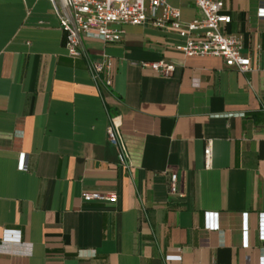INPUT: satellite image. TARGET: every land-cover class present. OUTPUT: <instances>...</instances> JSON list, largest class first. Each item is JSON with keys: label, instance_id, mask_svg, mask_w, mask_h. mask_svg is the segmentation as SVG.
I'll list each match as a JSON object with an SVG mask.
<instances>
[{"label": "crops", "instance_id": "0c3cea01", "mask_svg": "<svg viewBox=\"0 0 264 264\" xmlns=\"http://www.w3.org/2000/svg\"><path fill=\"white\" fill-rule=\"evenodd\" d=\"M219 1L247 72L183 57L175 33L122 26L118 43L81 42L92 62L111 59V87L96 90L47 0H0V264H264V0ZM165 2L181 23L199 18L192 0ZM158 61L169 76L140 67Z\"/></svg>", "mask_w": 264, "mask_h": 264}, {"label": "built area", "instance_id": "2783aa9c", "mask_svg": "<svg viewBox=\"0 0 264 264\" xmlns=\"http://www.w3.org/2000/svg\"><path fill=\"white\" fill-rule=\"evenodd\" d=\"M52 15L57 21L63 36V47L68 57L82 58L86 70L96 90H107L112 83L111 59L105 55L99 62H92L84 49L82 40H95L104 45L118 43L122 26L149 25L155 29L175 33L182 43L174 49L183 57H216L226 67L245 73L249 69V59L241 54L242 43L239 38L226 35L224 28L230 22L228 15L221 14L219 0H192L199 18L189 23H181L179 11L166 4L165 0H47ZM263 19L264 14H261ZM140 67L149 68L157 76L167 77L173 71L171 64L164 61L141 63ZM108 142L116 149L122 168L129 167L120 126L110 125L106 129ZM20 161L23 155L19 154ZM205 169L210 166V148L206 144L202 151ZM24 170V167H21ZM176 176L168 175L167 191L174 195ZM113 193L84 192L80 195L83 202H115ZM215 219V215H211ZM259 236L264 240V218L261 217ZM208 228L216 229L215 222ZM245 228V227H244ZM246 234V232H243ZM246 244H244V247ZM81 251L78 252L80 256ZM82 256V255H81ZM87 257H93L89 251Z\"/></svg>", "mask_w": 264, "mask_h": 264}]
</instances>
